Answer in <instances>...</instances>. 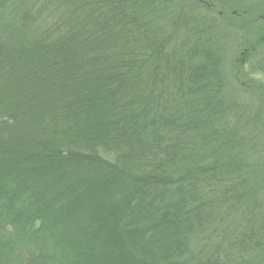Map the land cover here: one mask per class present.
<instances>
[{"label": "trees", "instance_id": "1", "mask_svg": "<svg viewBox=\"0 0 264 264\" xmlns=\"http://www.w3.org/2000/svg\"><path fill=\"white\" fill-rule=\"evenodd\" d=\"M0 264H264V0H0Z\"/></svg>", "mask_w": 264, "mask_h": 264}, {"label": "rangeland", "instance_id": "2", "mask_svg": "<svg viewBox=\"0 0 264 264\" xmlns=\"http://www.w3.org/2000/svg\"><path fill=\"white\" fill-rule=\"evenodd\" d=\"M207 6V4H206ZM241 18V17H240ZM237 21V20H236ZM221 25L223 26L222 28V32L226 31V34L228 31L231 32V35L227 36L225 39H224V54H225V57H224V60L227 61V66L229 64H231V61L236 57V52L237 50L241 49L242 47V42H243V38H246V35H244V33H242V30L241 28L237 29L238 31L233 30V28H231L232 24H228L227 22L225 21H220ZM231 25V26H230ZM232 32H234L232 34ZM262 76V75H261ZM256 78H260L258 76H255ZM234 84V83H232ZM247 94V93H246ZM248 95V94H247ZM250 95L253 97L254 96V93H250ZM246 96V95H245ZM246 98L248 99L247 101L249 103H252V100L250 98V96H246ZM109 248V247H108ZM110 250V257L109 258H112V261L115 260L113 256H115V250L114 248H109ZM108 259V258H107Z\"/></svg>", "mask_w": 264, "mask_h": 264}]
</instances>
